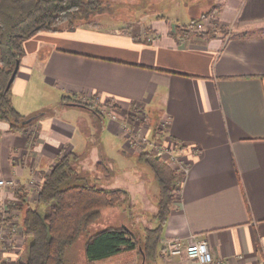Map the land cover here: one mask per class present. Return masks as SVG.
<instances>
[{
  "label": "crops",
  "instance_id": "crops-1",
  "mask_svg": "<svg viewBox=\"0 0 264 264\" xmlns=\"http://www.w3.org/2000/svg\"><path fill=\"white\" fill-rule=\"evenodd\" d=\"M184 4L185 13L173 10L178 23L167 26L150 24L149 16L120 23L100 16L95 26L40 30L23 41L11 96L34 122L15 130L0 120V180L17 182L0 186V205L9 198L23 218L46 174L69 153L80 156L79 176L89 180L88 166H95L100 186L130 196L128 155L139 159L154 149L133 146L122 125L143 110L142 133L152 141L169 138L183 174L157 264H193L186 254L166 256L164 242L173 236L207 240L212 264H264V0ZM192 20L205 23L204 30L179 29ZM65 95L93 100L99 112ZM164 119L167 128L158 133ZM101 159L109 173L97 169ZM87 239L82 264L115 263L113 256L88 260ZM140 249L125 252L122 264H137Z\"/></svg>",
  "mask_w": 264,
  "mask_h": 264
},
{
  "label": "trees",
  "instance_id": "trees-1",
  "mask_svg": "<svg viewBox=\"0 0 264 264\" xmlns=\"http://www.w3.org/2000/svg\"><path fill=\"white\" fill-rule=\"evenodd\" d=\"M110 9L105 0H0V120L12 129H21L34 122L14 105L11 87L7 83L24 53L23 41L40 30H60L65 25H98L97 14ZM209 13L205 14L207 17ZM198 21V20H192ZM185 33L186 24L179 27ZM209 33L208 31L200 34ZM64 101L74 100L99 112L93 100L83 101L65 95ZM76 153L62 155L43 180L37 202L28 206L22 218L24 247L10 264H69L67 250L88 225L95 222L103 209L119 205L125 194L123 188H106L79 176ZM139 159L147 162L159 184L156 224L145 230L139 242L126 226H107L89 235L85 243L88 260H97L141 247L145 264H157L163 248L160 241L164 225L175 199L174 189L183 174L178 173L163 158L143 151ZM97 169L109 173L104 159Z\"/></svg>",
  "mask_w": 264,
  "mask_h": 264
},
{
  "label": "rangeland",
  "instance_id": "rangeland-1",
  "mask_svg": "<svg viewBox=\"0 0 264 264\" xmlns=\"http://www.w3.org/2000/svg\"><path fill=\"white\" fill-rule=\"evenodd\" d=\"M176 1L177 0H105L106 3H110V9L105 10L101 14H97V17L101 16L103 18V16H106L108 21L120 23L127 19L137 21L149 16L147 22L150 24L154 21L158 25L167 26L170 19L178 23V18L176 15L174 16L173 10L178 8L180 11L184 12V0H182L183 4H178ZM184 13H180V15L183 16ZM179 19L182 21L181 19L183 18ZM64 27L67 28L68 25ZM47 97L50 100L54 99L52 92L51 95L47 94ZM85 114H87L86 111ZM88 124L89 123L86 125ZM128 158L130 159L128 164L131 168H129V171L126 173L127 177L125 180H128L127 183L131 189V195H124L119 205L108 207V209L105 208L100 217L87 226L79 239L68 248L67 257L69 264H80V262L82 264L84 258L82 251L84 240H86L90 234L104 227L128 225L133 233H135L137 240L142 242L144 240L146 228L153 227L156 224L155 214L158 209L159 184L155 179L154 172L147 162L139 160L138 157L129 154ZM164 159L173 169H177L179 161L176 162L177 160H173L169 152H167ZM95 172V166H88L86 173L88 174V178L91 179H89V181H93L100 185L99 180L94 177ZM177 172L182 173L180 170ZM114 175L118 176L122 174L121 171L115 168ZM174 190L176 191V189ZM11 205L12 203L9 198H4V202L0 205V226L6 229V233L14 240L12 244L0 253L1 264L2 262L3 264H9L8 262L13 261L18 252L24 247V244L22 246L17 241L18 236L20 237L23 235L22 217L18 215L16 208H12ZM14 209L15 212L13 211ZM21 238L22 237H20V240ZM125 252H129V250L113 255L112 260H115L113 264H122V262L124 263L129 260V257H126L128 253ZM137 255V264H141L144 261L143 255L140 252ZM166 256L169 255L166 254ZM127 264H129V261Z\"/></svg>",
  "mask_w": 264,
  "mask_h": 264
},
{
  "label": "built area",
  "instance_id": "built-area-1",
  "mask_svg": "<svg viewBox=\"0 0 264 264\" xmlns=\"http://www.w3.org/2000/svg\"><path fill=\"white\" fill-rule=\"evenodd\" d=\"M186 28L188 31H201L205 28V23L199 21H191L190 23L186 24ZM114 118L117 116L112 114ZM133 122L131 124H123L122 128L127 131L129 136L130 143L133 146H137L138 148H147L152 146L154 152L159 155H166L167 152L171 154L172 159L179 161L177 155L175 153V148L171 143H169V138H166L165 141H162L161 138L152 141L148 135L142 133V128L140 127L139 123L145 119V112L143 110L138 111L134 114ZM136 124V125H135ZM168 121L162 120L157 126V132L163 133L165 128H167ZM134 125V126H133ZM137 125H139L137 127ZM170 150V151H169ZM180 162V161H179ZM181 168L186 169L183 163H180ZM183 165V166H182ZM182 181H178L176 185V191L180 189ZM0 186L7 189V188H15L17 187V182L15 179H1ZM7 204V203H6ZM7 209V208H6ZM6 229L0 226V253H2L6 247L12 244L13 239L6 233ZM11 231V230H10ZM13 232V230H12ZM11 232V233H12ZM15 234V233H14ZM165 253L167 255H179V254H186L189 259L192 260L193 264H212L215 261V258L210 250L209 243L205 239H198L194 238L191 242H185L182 237L173 236L169 237L164 242ZM9 264L11 262H8ZM1 264V260H0ZM3 264V262H2ZM223 264V263H222ZM227 264V263H224Z\"/></svg>",
  "mask_w": 264,
  "mask_h": 264
},
{
  "label": "water",
  "instance_id": "water-1",
  "mask_svg": "<svg viewBox=\"0 0 264 264\" xmlns=\"http://www.w3.org/2000/svg\"><path fill=\"white\" fill-rule=\"evenodd\" d=\"M18 70H19V62H17V65H16V67H15V69H14L12 75L10 76V79H9V81H8V83H7V87H6L7 90L11 87V85H12V83H13V81H14V79H15L17 73H18ZM73 103H74V104H80V103H77V102H73ZM32 119H33V118H31V117L28 118V119L25 121V123L30 122Z\"/></svg>",
  "mask_w": 264,
  "mask_h": 264
}]
</instances>
